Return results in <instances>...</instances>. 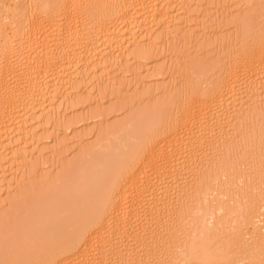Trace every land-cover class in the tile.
<instances>
[{"label": "rangeland", "instance_id": "obj_1", "mask_svg": "<svg viewBox=\"0 0 264 264\" xmlns=\"http://www.w3.org/2000/svg\"><path fill=\"white\" fill-rule=\"evenodd\" d=\"M64 1L0 0V52L7 51L8 46L13 44L12 47L17 52L23 50L28 54L25 33L32 10H40V7L42 9L48 5L51 11L47 10L42 16L45 18L51 14L60 19L61 13L58 12ZM149 1L150 4L147 3L150 7L160 5L159 0L157 5L156 0ZM169 7L161 8L160 16L158 15L160 19L155 15L156 21L151 18V13L149 15L144 11L142 13H147L151 19H141L144 15L140 13L138 18L140 17L141 22L137 20L134 23L131 20L134 24L128 29L129 34L127 32L122 45L116 46L113 42L115 45L112 48L103 39L108 45H104V48L100 43L102 48L96 51H85L86 54L78 51L79 55L75 52V56V53L70 54L73 55L69 56L73 67L80 59H87L88 53L89 56L92 55L93 62L89 60L86 65L82 63L86 61L81 60L82 64L73 68H79L76 73L71 71L75 76L63 77L67 80L65 79L64 84L59 83L56 88L52 87L53 94L49 92L47 98H37L32 106L25 103L32 109L34 107L32 112L27 107L29 110L25 111L26 114L27 111L31 112L28 113V118L33 119V123L28 124L31 128L24 129L21 123H15L13 128H16L9 125V129H13L9 131L5 127L8 123L3 118L5 124L3 127L1 123L0 127L7 130L2 129L4 133L1 134L6 136L7 133L9 138H0L4 139L0 140L1 143L7 140L4 142L5 146L0 143V264H7V261L11 264L17 258L19 263H23L20 258L25 255L26 249L30 246L36 249L39 247L37 235L42 234L34 232L39 231L38 227H43L42 231L47 229L49 223H52L50 220L54 219V225L61 219L66 210L59 218L56 214L64 209L63 206V209L60 208L62 201L68 198L74 201L77 196H81L82 192L79 190L77 195L74 188L79 182L87 181L92 161L117 148V154L122 153L120 158L127 160L134 154L138 155L141 150L144 152L140 146L143 148L148 140L151 141L152 136H157V140H160L156 146H163L164 159L168 165L164 168L165 171L161 170V174L153 171L147 172V175L164 178L161 179L164 183L157 184L152 192L157 194L155 197L158 196V200L159 195L167 191L169 195L165 199L168 202L164 200L165 203H162L161 195L158 204L156 202L159 209L155 216L145 212L147 214L146 217L142 216L143 220L140 218L138 224L132 223L134 227L132 224L126 225V229L117 231L110 222V228H113L110 234H104L100 244L102 253L95 255L91 252L92 255L85 257L82 264L86 261L88 264L98 262L105 255L99 264H118L120 255H116L115 251L114 254L111 253L108 245L115 237L118 238L116 243L120 241L121 248L124 243V249L129 245L131 249L132 246L138 248L140 259L137 257L131 260L130 255H125V259H130L126 261L129 264H199L200 256L225 255L230 251L236 252L239 256L236 259L242 261L239 263L235 260L236 263L232 261V264H264V237H260L264 235V205L261 211L263 214L258 212L264 204V59L256 64L249 55L264 35V0H175L174 5ZM115 35L114 32L113 36ZM137 48L142 49L143 54L136 56ZM98 52L103 58H95L100 56ZM246 55L252 59L250 65L253 62L256 70L252 72L255 74L251 72L249 75H253L246 79L248 82L241 81V88L238 86L233 91L234 94L230 93L229 84L233 82V77H230L228 70L233 65L242 66ZM90 62L94 64L91 65ZM98 63L100 66H97ZM221 82L224 83L223 88H220L223 90L214 89ZM22 90L25 91L26 87ZM246 90H251L253 94L250 92L249 96L246 95ZM204 94L206 99L213 95L210 99L213 97L211 100L214 102L208 100V104H213L210 105L209 118L202 121L196 119L192 123L187 122L188 124L182 122L181 125L180 120L173 123L174 117L184 114L187 109L194 110V98L200 96L205 99ZM63 95L66 98L61 101L60 97ZM218 99L220 100L216 101ZM41 101L46 102L44 105L49 108H46L47 111L50 110L49 113H41ZM17 124H21V128ZM17 128L19 131H16ZM109 129L111 131L107 133ZM14 131L17 133L14 134ZM8 132L12 134L11 137ZM193 136L197 137V145L200 144L202 148L204 145L203 149L190 144L189 140ZM187 148L193 149L190 151ZM137 149L140 151L137 152ZM130 152L134 154L130 156ZM145 156V152L143 157L140 152L136 159H143ZM145 161L144 165L148 164V170L150 163ZM82 185L78 187H83L84 190ZM146 186L145 191L139 187L138 191L133 190L132 195L142 191L143 195L148 194ZM57 200H61V205L55 213L58 210L55 204ZM70 200H67L68 206ZM144 209L148 211L147 207ZM47 211L51 213L50 216ZM256 212L261 220L252 222ZM36 220L40 221L39 224ZM32 223L35 226H31ZM255 225L262 229L260 236L259 231L257 234L253 232ZM24 229L28 232H24ZM20 235L23 236L21 239ZM45 239L46 237L43 240ZM22 243L24 252L21 251ZM16 246L21 255L17 256ZM190 249L195 250L191 256L196 259L199 256L197 262L193 256L191 260L188 253L191 252ZM9 250L12 254L15 253L12 256L14 258H7L11 254ZM144 254H150L151 257Z\"/></svg>", "mask_w": 264, "mask_h": 264}, {"label": "bare ground", "instance_id": "obj_2", "mask_svg": "<svg viewBox=\"0 0 264 264\" xmlns=\"http://www.w3.org/2000/svg\"><path fill=\"white\" fill-rule=\"evenodd\" d=\"M148 1L149 0H82V2H79L77 0H65L63 2V4L61 5V8L59 10L60 12H58V14L61 13L60 19L59 18L56 19L57 17L51 16V14H50V16L48 15L45 18H44V16H42V14L44 15L45 12H47V10H50L48 8V5H46L42 9L40 7V10L39 9L32 10L30 17L28 19V23L26 22L27 24H26V33H25L26 35L25 36L27 37V39H26L27 42L25 44L27 45L26 49L28 50V54L26 52V49H24V51L26 53H24L23 50L17 52L14 49V47H12L13 44L10 47L8 46V49H6L7 51H5V52L3 51L4 53L0 52V121H2L3 118L6 119L5 121L8 124L5 125V127L7 128L9 125H11L13 128L15 123H21L23 126L21 124H17V125H19L20 128L22 126V128L24 127V129H28L30 127L29 125L31 123H33L32 122L33 119L28 118V116L30 115L28 113H31L32 110L34 109V107L32 109L31 107H29V105L27 106V104H31L30 106H32V104L35 105L33 103V101L34 100L37 101V98H43V97L47 98L46 97L47 94L49 96V92H52L51 91L52 87L56 88L59 83H61V82L65 83L66 78L64 79L63 77H65V76L69 77L71 75L73 76L74 73L72 74L71 71L76 73V70H78L79 68L77 69V67H76V69H74L75 70L74 71L73 68L75 66L82 64V63L87 65V64H89V60L92 61V55L89 56L90 53H88L86 55V56H88V57H86L87 59H80L79 63H77V65L74 64L75 66L73 67L71 64L72 62L70 61L71 58L69 59V56L73 57V55H70V54H72V53L74 54L75 52L77 53L78 51L79 52L81 51L83 54L84 53L86 54L85 51H88V52H90L91 50L96 51V50L102 48L104 45H107L105 43L106 41H107V43L109 42L108 44L112 45V48H113V45H115V44H117L116 46H119V44L124 42V39L127 36L128 29L130 27H132L133 24L136 23L137 20L138 21L140 20V22H141L142 21L141 19L143 17V19L146 21L147 19H145V18L149 17L147 15V13H149V15L151 13L152 15H150V16H152L151 18H153V19L156 17L158 18V15L160 14V10L163 6H164V8L167 9L169 6L172 7L174 5V2H175V0H159V1L156 0V5H157V1L159 2L160 5L150 7L149 2H151V1H149V2ZM153 4H155V2ZM159 6H162V7H159ZM149 7L152 8V10H150ZM146 9H149V10L145 11ZM143 11L147 12V13L143 14L142 13ZM140 13H142L141 15H144V16H141V19H140V17L138 18ZM155 15H157V16L155 17ZM149 18H148V20L151 19V18L150 19ZM158 19H160V18H158ZM131 20L134 23H131ZM132 29L133 28H131V30ZM152 31H153V29H152ZM114 32L116 34L115 36H113ZM128 34H129V32H128ZM145 36L146 35H144V36L142 35V37H145ZM138 38H141V37H138ZM103 39L106 41H103ZM100 41H103V42H100ZM113 42L115 44H113ZM100 43H102V47H101ZM135 44H137V43L135 42ZM138 44H139V42H138ZM76 53L74 54V56L76 55ZM113 53H112L111 57H113ZM23 54H26L27 56L24 57L25 55H23ZM141 54H143V50L140 48H137L135 51V55L138 56ZM98 55H100V56H98ZM98 55H96L98 57H95V58L101 57L100 53ZM249 55H251L254 58V61L256 64H258L260 61H262L264 59V35L258 41L256 46L254 47V50L252 49L251 54H249ZM101 58H103V57H101ZM245 58H246V60L242 61L243 62L242 66L238 65V66H240V67H238V66L233 65L228 70L229 74L231 75V76L230 75L229 76L233 77V82L231 84H229V88H231L230 93L231 92L233 93V91L236 90L235 88H238V86L239 87L241 86V84H240V83H242L241 81H247L246 79L248 77L251 78V76L253 74H255V73H253L254 72L253 70H256V69H254L253 62H252L253 66L250 65V62L252 61V59H249L248 56ZM76 59H79V58H76ZM248 59L250 61H248ZM64 60L68 61V62L65 61L66 62L65 66L63 65ZM81 60L86 61V63L82 62ZM80 61L82 63H80ZM77 62H78V60H77ZM92 64H94V63H91V65ZM86 65H84V66L86 67ZM262 65H263V63H262ZM88 66H90V65H88ZM97 66H100L99 63L97 64ZM94 69H95V67H94ZM251 72L253 74L250 76L249 74ZM80 79H82V78H80ZM68 80H70V79H68ZM223 85H224V83L221 82L214 89H217L219 91V89L221 87L223 88ZM22 87L23 88L26 87V90L25 91L22 90L23 89ZM217 90H216V92H217ZM251 90H248V91L246 90L247 91L246 95L249 96L250 92L252 93ZM56 93H58V92H56ZM52 94H53V92H52ZM219 95H221V94L219 93ZM205 96H206V94H204L205 99L201 98L200 96H199V98H194V100L195 99L196 100L195 101L193 100V101L196 105L195 108H197V109L194 108L195 111L193 110V108L187 109V111L184 114H182L176 118L174 117L173 123L176 124V122H179V120H180V125H181L182 122H183V124H184V122L185 123H187V122L192 123L196 119H200L202 121L204 119L209 118L211 116V115H209L211 112L210 111V105H213V104H211V103L208 104V100L210 102V100L213 98L212 97L210 99V97L213 95L212 94H211V96L209 95V98L207 95L208 99H206ZM217 97H218V95H217ZM60 98H62L61 99V101H62L66 97H64V95H63ZM220 99H218L216 101H219ZM213 100H215V99H213ZM38 101H39V99H38ZM42 101H44V99H42ZM42 101H41V103H43ZM26 102H27V104L25 105ZM211 102L213 103L214 101L211 100ZM45 103L46 102H44L40 106V110H42L41 113L47 111L46 110L47 107H45V105H46ZM58 104H60V103H58ZM191 104L193 105V103H191ZM214 104H216V103H214ZM195 105H193V106H195ZM43 106L45 108H42ZM26 107L31 109L30 110L31 112L27 111L28 115L26 114L25 111L29 110V109H26ZM37 109H39V108H37ZM47 109H49V108H47ZM40 110H39V112H40ZM48 111H50V110H48ZM40 115H39V117H40ZM44 115H45V113H44ZM48 115H50V114H47V116ZM4 122L3 121L0 122V126L2 123V126L4 127V124H5ZM173 123H172V126L173 125L175 126V124H173ZM12 128L9 129V127H8L9 131L10 130L12 131L16 127L13 129ZM2 129L7 130V129L0 127V138L2 136H4L3 134H1V132L4 133ZM18 129L19 128H17L16 131H19ZM110 129H109V131H107V133H109L112 130V129L111 130ZM191 129H193V128H191ZM16 131H14L13 133L14 134L17 133ZM22 133L23 132H21V134ZM8 134L11 137L12 134L10 135L9 132H8ZM5 135L7 136V133ZM174 135L175 134H173V136ZM6 136H4V137L6 138ZM24 137H25V135H24ZM102 137H103V135H102ZM156 137L157 136H154V137L152 136V139L150 137L151 141L148 140L149 143L147 142V144H145V146L143 145V148L139 144L140 148L144 149L146 156L143 159L138 158V159H141V160H139V162H137L138 164L135 163L136 160H138L136 158L138 155L140 156V152H141V156L143 157L144 152H143V150L140 151L137 149L138 150L137 152H139V151L140 152L138 155H135L134 153L136 150L134 151V153H132L133 149L131 146L130 147L132 149L131 150L132 152H130L131 153L130 156L133 154L134 155L131 157L129 156L130 158L127 159L128 161L122 159V157L120 158V155L122 153L119 155L117 154L118 148H117V150H114L111 153L109 152L108 154H106L102 158H97L94 161H92L90 169L88 168L89 169L87 172L88 176L86 177L87 181H85V183L81 181L82 184L84 183L83 185H84L85 189L83 190L82 189L83 187L79 188L82 185L81 182H79L75 188L73 187L76 190L75 193L77 195H79L78 194L79 190L82 192V194L79 192L81 195L80 197L77 196L80 199L78 198V201H76L77 200V197H76V199L74 200L75 202L72 199L71 200L69 198L67 199V200H70V204L69 203L68 204H69V206H72L71 207L72 209H69V206L67 205L68 201L66 199L62 202H61V200L55 201V202H57V203H55V202L54 203L56 204V209H58V210H56V212H55L54 211L55 209L52 207L54 210H51V211L57 213V211H59V207L61 205L60 202H61L62 205L60 208L63 209L62 208V206H63L64 209L62 211L60 210L61 212L59 211L58 214H56V215H58V218H59L60 216H62L61 213H63L64 210H66L65 211L66 213L65 214L63 213L64 215L61 217L60 220L56 219V220H58V222L55 223L54 225H52V223L55 222L54 219L50 220V221H52V223L50 221H49L50 223L48 221H46L47 223H49V226H47L48 227L47 229L45 228V230H46L45 233H44L45 230L42 231L43 227H42V229H40L39 227L37 228V229H39V231L34 232V234H36V233L42 234V235H37V237H38L37 239L40 240V241H38L39 247H37V249L30 246L28 249H26L25 255L24 254L21 255L20 252L21 251L24 252V250H25L24 245H23V243L25 244V242L22 243L23 249L21 251L16 246V249L18 251L17 256L18 255L23 256V258H20V261H23V263L22 262L19 263V260H17L18 258L14 259L11 262L12 258H14L12 256L16 253V249L14 248L15 253L13 252V254H12V251L9 250L11 252V254H9L7 256V258L12 257L11 259H9L11 264L12 263L13 264H82L83 260L86 259L85 257H89L90 254L92 255V253H95V255H96L99 252L102 253L101 252L102 248L100 249V247H102L100 245L101 241L103 240L104 236L107 235V232H108V234H110L109 232L113 227L117 231H121V230H123V228L126 229L125 228L126 225L131 226V224L135 223V222L138 224L137 221H139L140 218H142L141 220H143L144 219L143 217L147 213H150V215H154L155 213H157L159 208H157L156 202L158 200H160L161 195H162L163 198H161L160 201L162 203H165L164 200L167 201V199H165V197H168L167 195H169V194H167L168 193L167 191H166L167 193L165 191H163L166 196H164V194H160L159 195L160 198L157 200L158 196H157V198L155 197V195H157V194H154V192H152V191H153V188L157 184L164 183V181H162L164 178L163 179L161 178L162 180L159 178L160 179L159 180L157 177H154V176L149 177V175H147V174H149L147 172H153V171L157 174H159V173L161 174L162 171H165L164 168L167 167L166 165H168V163L164 159L166 157L164 156L165 151L163 150L164 148H162L163 146H156L158 143H160V140H157ZM7 138H9V137L7 136ZM195 138L197 139L196 136L195 137L193 136L189 140L191 142L190 144H193L192 146H195V144L197 142ZM0 140L3 141L4 139L3 140L0 139ZM1 141H0V143H1ZM8 141L10 143L11 140L9 139ZM4 142H7V140H5ZM4 142L1 143V145L4 144ZM200 142H202V141H200ZM203 143H204V140H203ZM203 143H201V144L203 145ZM5 145L6 144H4V146ZM198 145L196 144L197 148H200V147L202 148V146H200V144H198ZM170 147H168V148H170ZM179 147H181V146H179ZM189 147H191V146H189ZM196 147L194 150L197 149ZM175 148H176V146H175ZM175 148H173V151ZM203 148H204V145H203ZM206 148H207V146H206ZM5 150H7V149H5ZM188 150H190V149H188ZM212 151H214V150H212ZM127 153H128V151H127ZM173 153H175V152H173ZM215 153H217V152L215 151ZM191 154H190V156H191ZM134 156H135V158H134ZM188 158H189V156H188ZM170 159H173V158L171 157ZM145 160H148V162L150 163L149 164L150 166L148 168V170H150V171L146 170V167L148 166V164H146L147 166L144 165V163L146 162ZM174 160H175V158H174ZM189 160H191V159H189ZM192 161L194 162V158ZM169 162L172 163L173 161H169ZM187 165H189V164H187ZM169 166H171V164ZM173 166H175V165H173ZM78 185H79V187H78ZM145 185H147L146 188L148 189L147 191L149 193L146 194L144 192L146 195H143L142 193H143V191H145ZM139 187L143 189L142 193H137V195H135V193H136L135 192L134 193L135 196H133L132 195L133 194L132 192H134L133 190L137 189V191H138ZM89 191H90V193H89ZM131 196H133V197H131ZM81 197H82V199H81ZM143 201H145V202H143ZM64 202L66 203L65 204L66 207L64 206ZM161 202H159V203H161ZM73 203H75V204H73ZM157 204H158V202H157ZM263 205L264 204H262V206H261L262 208L261 209L259 208V211H258L260 215L262 213L261 211H263ZM54 207H55V205H54ZM145 207L148 208L147 209L148 211H146L144 209ZM145 212H147V213H145ZM47 213H48V211H47ZM123 213H124V215H123ZM50 214L51 213H48L49 216H50ZM119 214L120 215L122 214L125 217H123L122 215L120 216ZM45 215H47V214H45ZM117 215H119V217ZM260 215L258 217V213L255 214V216L252 217L251 221L254 220L256 222H259L261 220ZM111 216H113L112 217L113 219H114V217H116V218L113 220L111 218ZM54 217H56L55 214H54ZM38 220H36V221L38 222ZM254 221H252V222H254ZM39 222H38V224H39ZM110 222L113 225L112 228H110ZM256 222H255V224H256ZM33 223L35 224V220ZM33 223L31 224V226L34 225ZM42 223L44 224L43 221H42ZM47 223H46V225H48ZM257 224L259 225L260 223H257ZM258 225L257 226L255 225V230H253V232H255L257 234V232L259 231V236H260V234L263 232L260 231L262 229ZM22 226H24V225H22ZM132 226H133V224H132ZM135 228H136V226H135ZM140 229L142 230V227H140L139 230ZM137 230H138V228H137ZM137 230L135 232H137ZM139 230H138V232H139ZM30 231L31 230L29 229V232ZM34 231H35V228H34ZM24 232H28V230L24 229ZM22 234H24V233H22ZM45 234H46V236H45ZM31 235H33V232L31 233ZM25 236H27V235H24V237ZM21 237H23V236L20 235V239H21ZM44 237H46L45 240H43ZM240 237L243 238V236H240ZM260 237H262V239H263L264 235L262 234V236H260ZM127 238L128 237H126V239ZM117 239L118 238L115 237L114 239L109 241L108 245H109V248H110L109 250L111 251V253L114 254L116 252V255H120L118 264H129V263H127L128 260L137 259V257L140 259L141 254L138 251V248H136V247L134 248L132 246V249H131V247H129L130 245L129 246L126 245L129 249L127 247H125V249H124L123 245L125 246V244H126V243H124L122 245V248H123L122 249L121 244L119 243L120 241L116 243ZM121 239H119V240H121ZM42 240H43L44 244L42 243ZM122 240H124V239H122ZM22 241H24V239ZM244 241H245V243H247V239H245ZM29 242H31V240ZM35 242H37L36 239H35ZM135 242H136L135 244H137V241H135ZM31 243H33V242H31ZM40 243H42L43 245ZM241 249H243V248H241ZM129 250H131V252ZM186 251L188 252V250H186ZM186 251H185V253H186ZM189 251H191V252H188L190 254L189 256L191 257V260H193L192 259L193 255L191 256V254H192V251H194L193 253H195V250L190 249ZM187 254L185 256L188 257ZM125 255L126 256L130 255L131 258L129 257L130 259H128V257H127L125 259V257H126ZM138 255H140V256H138ZM144 255H146V254H144ZM147 255L149 256L150 254H147ZM243 255L244 254H242V257H243V259H245ZM105 256L104 257L100 256L101 259H99L100 261H98V262L100 263L102 258H105ZM111 256H112V254H111ZM182 256H183V254H182ZM196 256H198V255H196ZM94 257H96V256H94ZM149 257H151V256H149ZM198 257H197V259H198ZM141 258L143 259L144 257H141ZM236 258H239V256L234 251H232V252L230 251L229 253H227L225 255L211 254L210 256H207L205 254L203 256H200V261H199L200 263L199 264H220V263L221 264L222 263L228 264L229 262H231V264H232V261H235V260L239 263H242L241 259L237 260ZM194 259H196V257H194ZM197 259L195 262L198 261ZM6 260H8V259H6ZM236 261H235V263H236ZM86 262L84 264H86ZM96 262H93V263L95 264ZM98 262L96 264H99ZM1 263H3V262L1 261ZM91 263H92V261H91ZM7 264H8V261H7ZM87 264H88V262H87ZM194 264H197V263H194Z\"/></svg>", "mask_w": 264, "mask_h": 264}]
</instances>
